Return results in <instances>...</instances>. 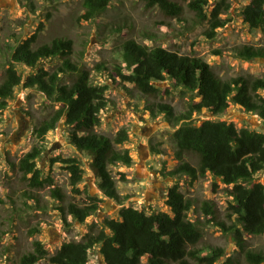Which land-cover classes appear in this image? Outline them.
<instances>
[{
	"label": "trees",
	"instance_id": "obj_1",
	"mask_svg": "<svg viewBox=\"0 0 264 264\" xmlns=\"http://www.w3.org/2000/svg\"><path fill=\"white\" fill-rule=\"evenodd\" d=\"M139 1L146 8L157 7L167 16L180 17L184 12L183 4L177 0ZM109 4L110 0H84L82 18L93 19ZM187 7L194 13L197 23H207L203 36L210 42L215 41L218 31L229 23L219 17L230 11L231 4L227 0H220L215 5L209 0H190ZM238 15L249 30H259L264 38V0H249ZM42 27L43 23H40L31 36L20 41L16 38L17 45L1 47L0 112L14 98L19 86L36 89L56 103L58 108L35 124L34 136L44 141L47 133L63 120L68 128L69 142L78 156L56 157L52 162L63 164L72 191L79 194L85 174L84 157L98 180L103 197L121 205L124 198L117 192L112 168L133 163L129 149L122 147L129 140L128 131L121 128L113 136L95 131L101 124L102 112L109 106L108 86L94 83L90 72L72 61L74 45L71 39L54 38L34 48ZM118 52L124 65L115 63L108 74L115 85L128 82L148 97L170 94V86L183 96L191 94L198 98L197 101L192 98L188 109L180 114L163 102L146 106L152 117L163 114L176 128L172 136L177 165L167 175L187 176L193 181L209 175L213 188L218 182L228 187L225 190L230 197L226 214L229 226L225 220L219 221L215 217L212 202L203 201L202 210L209 215L208 221L220 226L224 232L233 233L245 264H264V251L245 250L243 246L244 235L264 234V183L257 179L264 174V133L248 127L238 128L227 121L207 119L199 125L193 122L195 113L206 110L219 116L231 105L264 122V78L237 76L225 79L201 57L179 54L161 46L150 47L134 39L122 43ZM233 52L246 61L264 59V46L242 45ZM215 53L218 55V50ZM53 59L61 62L55 66L43 65ZM19 64L30 69L27 75L17 70ZM97 68L108 70L104 63L97 64ZM164 82L168 85L160 87ZM42 151L43 147L35 144L17 163L22 179L33 189H40L45 183L53 185L52 179H42L41 169L37 166ZM190 159H195L196 164ZM50 194L59 202L58 210L65 223L66 216L80 223L86 222L103 200L88 194V201L80 204L59 186H53ZM27 196L39 203L33 195ZM3 203L0 196V204ZM165 205L170 213H147L132 206H122L116 218L105 216L100 222H91L81 240L64 242L53 254H49L41 241L34 240L32 249L19 258V264H38L43 260L49 264H88L90 252L95 248L104 264H216L223 250L210 247L204 252L205 249L197 248L203 237L201 221L197 217L189 218L195 204L184 196L178 184L168 189Z\"/></svg>",
	"mask_w": 264,
	"mask_h": 264
},
{
	"label": "rangeland",
	"instance_id": "obj_2",
	"mask_svg": "<svg viewBox=\"0 0 264 264\" xmlns=\"http://www.w3.org/2000/svg\"><path fill=\"white\" fill-rule=\"evenodd\" d=\"M177 1L184 6L180 17L164 15L157 7L146 8L139 0H110L102 13L86 21L82 18L84 0H0V61L1 47L17 45L35 33L40 23L43 27L34 48L54 38L71 39L74 45L72 61L87 69L94 83L108 86L106 97L109 106L102 112L101 124L95 131L113 136L121 128H126L129 140L122 147L129 149L133 160L131 166L112 168L117 192L124 198L123 204L103 197L98 180L84 157L85 174L79 185L81 193L75 194L63 164L52 162L56 157L78 156L69 142L68 128L63 120L47 133L44 141L33 133L35 124L50 115L58 105L36 89L17 87L14 98L0 112V196L4 199L0 204V264H19V258L32 249L34 240L41 241L49 254H53L62 243L81 240L91 222H100L105 216L116 218L122 206H132L147 213H170L165 200L168 189L174 184H178L185 197L194 201L189 218H199L203 228V237L197 248L205 249L204 252H208L210 247L222 249L223 255L216 264H245L233 233L224 232L220 226L208 221L209 215L202 210L203 201H210L215 207V217L226 221L230 197L225 189L228 187L218 182L213 188L209 175L195 181L187 176H168L167 173L177 165L176 144L172 136L176 128L163 114L155 118L146 110L148 105L163 102L180 114L188 109L192 98L195 101L198 98L191 94L183 96L170 86V94L143 96L132 84L124 82L117 86L108 76L115 63L124 65L118 52L120 45L134 39L150 47L161 46L179 54L201 57L225 79L237 76L264 78V59L246 61L233 52L242 45L264 46L262 33L249 30L238 15L249 0H227L231 4L230 11L221 13L219 17L229 20V23L218 31L213 42L204 39L203 32L208 25L196 22L197 18L187 7L190 0ZM219 1L209 0L212 5ZM60 62L53 59L43 65L55 66ZM99 63H104L108 70L96 69ZM16 68L24 75L30 71L21 64ZM167 85L164 82L160 87ZM207 119L233 122L238 128L248 127L264 133V122L256 115L242 112L236 105H231L219 116L206 110L193 115L195 125ZM35 144L43 147L37 160L42 179L53 180V185L45 183L40 189L29 187L17 170L21 157ZM190 161L196 164L195 159ZM257 179L264 183V174ZM53 186L61 187L80 204L88 201V194L103 200L100 208L86 222L80 223L66 216L65 223L58 210L59 202L50 194ZM26 194L33 195L39 203L36 204ZM226 222L229 226L230 222ZM243 240L245 250L264 251V234L244 235ZM38 264L49 263L43 260ZM88 264H104L97 248L90 252Z\"/></svg>",
	"mask_w": 264,
	"mask_h": 264
},
{
	"label": "water",
	"instance_id": "obj_3",
	"mask_svg": "<svg viewBox=\"0 0 264 264\" xmlns=\"http://www.w3.org/2000/svg\"><path fill=\"white\" fill-rule=\"evenodd\" d=\"M262 60V58H260Z\"/></svg>",
	"mask_w": 264,
	"mask_h": 264
}]
</instances>
